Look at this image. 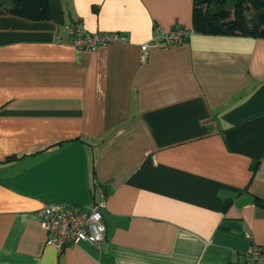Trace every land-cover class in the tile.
Returning <instances> with one entry per match:
<instances>
[{
  "label": "crops",
  "instance_id": "1",
  "mask_svg": "<svg viewBox=\"0 0 264 264\" xmlns=\"http://www.w3.org/2000/svg\"><path fill=\"white\" fill-rule=\"evenodd\" d=\"M49 4L46 20L0 5V264H235L251 242L264 252V38L193 31L149 46L157 26L193 30L194 0ZM75 22L127 41L58 42ZM99 190L104 246L47 245L41 210L88 208Z\"/></svg>",
  "mask_w": 264,
  "mask_h": 264
},
{
  "label": "built area",
  "instance_id": "2",
  "mask_svg": "<svg viewBox=\"0 0 264 264\" xmlns=\"http://www.w3.org/2000/svg\"><path fill=\"white\" fill-rule=\"evenodd\" d=\"M193 30L177 26L169 30L156 27V38L149 46L159 44L173 45L186 41ZM69 36V43L79 50L94 51L102 45L116 41H127L126 36L118 32H88L82 22H75L65 26V32L58 34L56 40L61 42ZM98 199L94 205L79 209L71 204L49 203L40 212L47 231V245L59 249L83 242L100 246L106 236V224L103 208L106 193L103 190L97 192ZM251 239V235L247 234ZM264 261V252L255 242L242 252L241 261L235 264H261Z\"/></svg>",
  "mask_w": 264,
  "mask_h": 264
},
{
  "label": "trees",
  "instance_id": "3",
  "mask_svg": "<svg viewBox=\"0 0 264 264\" xmlns=\"http://www.w3.org/2000/svg\"><path fill=\"white\" fill-rule=\"evenodd\" d=\"M0 5L26 19L50 18L49 0H0ZM193 31L264 38V0H194ZM256 201L264 206L263 199Z\"/></svg>",
  "mask_w": 264,
  "mask_h": 264
},
{
  "label": "water",
  "instance_id": "4",
  "mask_svg": "<svg viewBox=\"0 0 264 264\" xmlns=\"http://www.w3.org/2000/svg\"><path fill=\"white\" fill-rule=\"evenodd\" d=\"M102 245L104 246V243H102Z\"/></svg>",
  "mask_w": 264,
  "mask_h": 264
}]
</instances>
